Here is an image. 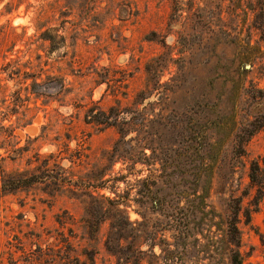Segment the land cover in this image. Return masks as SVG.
Listing matches in <instances>:
<instances>
[{"label": "rangeland", "instance_id": "rangeland-1", "mask_svg": "<svg viewBox=\"0 0 264 264\" xmlns=\"http://www.w3.org/2000/svg\"><path fill=\"white\" fill-rule=\"evenodd\" d=\"M17 57L45 97L3 122L0 264H230L237 207L264 264V0H0V102Z\"/></svg>", "mask_w": 264, "mask_h": 264}, {"label": "trees", "instance_id": "trees-1", "mask_svg": "<svg viewBox=\"0 0 264 264\" xmlns=\"http://www.w3.org/2000/svg\"><path fill=\"white\" fill-rule=\"evenodd\" d=\"M43 8H45V4L41 8V12L44 11ZM11 13L12 12H8V14ZM41 38L45 42L46 41L51 42L50 52L52 53L58 50L60 45L62 46V43H65L64 36L60 35L59 38H56L49 32L48 29L45 32H43ZM57 40H59L60 43L57 44L56 42ZM5 60H8V58H5ZM31 65L32 62L29 61L26 63H22L21 58L17 57L11 59L2 66L1 69L2 72L7 73V82L16 81L17 85L22 87L16 90L13 94L4 97L0 102V109L4 111L3 118L2 117L0 118V136L6 135L8 137H12L14 135L15 130L12 129V126H6L5 124H3V122L7 121L10 116L15 115L14 111L19 110L22 107H26V110H29L30 109L29 105L32 101V98L39 99L40 97H45V95L40 92V88L44 85V82L42 81V77H41L42 75L41 72L43 70L41 68L40 69L41 71L39 70V72H36L34 71V69L31 68ZM1 74L2 73H0V75ZM0 86H1V82H0ZM23 92L25 94H23ZM10 100H12L11 104H13V107L10 105ZM100 116H102L103 119H99L98 117L99 120H96L97 121L96 123H98L99 125H106V114L101 113ZM36 118L37 117L31 118L29 122L27 121L25 125L20 126V128L23 129L33 125L34 120ZM0 148L6 150V153L9 154L7 148L6 149L3 147ZM11 151L12 150H10V152ZM0 157L2 161H4L5 158H8V156H2V155H0ZM263 165H264V159H263ZM249 179L252 187L256 191L250 202V206L252 207L253 211H258L264 199V166L262 167L259 162H253L250 167ZM24 181L25 180L23 178L12 179L8 181L5 180L3 184L4 186L8 185L12 187V189L13 188L18 189V188L26 187L31 183H34V180H31L27 183ZM241 213H242L241 207L234 208L233 217L231 218V220L227 222V229L223 230L224 234L222 241L224 243V249L229 251L230 264H242L241 252L239 249L241 246V239L239 236V229H238V221ZM244 215L247 218V221L250 223L252 219V210L251 209L246 210L244 212Z\"/></svg>", "mask_w": 264, "mask_h": 264}]
</instances>
